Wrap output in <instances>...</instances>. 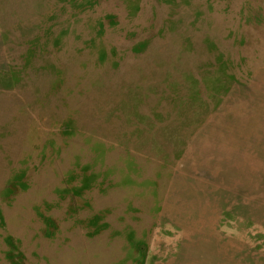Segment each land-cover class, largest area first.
<instances>
[{"label": "rangeland", "instance_id": "374dc122", "mask_svg": "<svg viewBox=\"0 0 264 264\" xmlns=\"http://www.w3.org/2000/svg\"><path fill=\"white\" fill-rule=\"evenodd\" d=\"M0 264H264V0H0Z\"/></svg>", "mask_w": 264, "mask_h": 264}, {"label": "crops", "instance_id": "0c3cea01", "mask_svg": "<svg viewBox=\"0 0 264 264\" xmlns=\"http://www.w3.org/2000/svg\"><path fill=\"white\" fill-rule=\"evenodd\" d=\"M4 56V47L0 30V69L2 68L1 66L4 64Z\"/></svg>", "mask_w": 264, "mask_h": 264}]
</instances>
